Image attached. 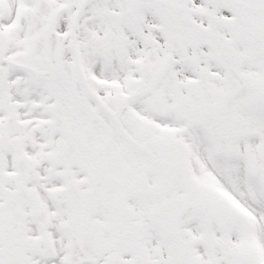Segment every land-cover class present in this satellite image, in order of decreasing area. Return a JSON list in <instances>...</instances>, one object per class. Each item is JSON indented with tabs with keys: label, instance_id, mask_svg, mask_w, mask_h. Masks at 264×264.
<instances>
[{
	"label": "snow or ice",
	"instance_id": "obj_1",
	"mask_svg": "<svg viewBox=\"0 0 264 264\" xmlns=\"http://www.w3.org/2000/svg\"><path fill=\"white\" fill-rule=\"evenodd\" d=\"M0 264H264V0H0Z\"/></svg>",
	"mask_w": 264,
	"mask_h": 264
}]
</instances>
